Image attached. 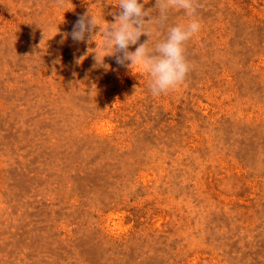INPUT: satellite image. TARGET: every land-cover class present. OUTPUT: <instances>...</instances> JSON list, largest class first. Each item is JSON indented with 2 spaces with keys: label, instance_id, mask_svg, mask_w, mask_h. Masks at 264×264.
Returning <instances> with one entry per match:
<instances>
[{
  "label": "rangeland",
  "instance_id": "1",
  "mask_svg": "<svg viewBox=\"0 0 264 264\" xmlns=\"http://www.w3.org/2000/svg\"><path fill=\"white\" fill-rule=\"evenodd\" d=\"M139 2L150 49L193 18ZM197 3L154 97L98 28L71 38L118 0H0V264H264V0Z\"/></svg>",
  "mask_w": 264,
  "mask_h": 264
},
{
  "label": "clouds",
  "instance_id": "2",
  "mask_svg": "<svg viewBox=\"0 0 264 264\" xmlns=\"http://www.w3.org/2000/svg\"><path fill=\"white\" fill-rule=\"evenodd\" d=\"M57 6L63 7L65 0H56ZM160 15L158 23L167 19L170 8L184 10L186 15L193 17L184 25L173 26L168 30L165 40L157 43L154 49L148 45L151 30L147 25L153 22L149 11L139 0H118L117 13H112L114 22L101 27L100 19L88 12L79 16L70 33L73 41H85L92 37L94 30L99 29L101 42L96 45L99 53L94 59L103 64L105 56L115 57L118 65L126 66L131 71L139 69L150 77V91L156 97L167 94L181 86L191 71V65L185 56L184 45L201 30V23L195 19L197 0H156ZM148 17L149 19H145ZM142 35L148 37L138 43ZM136 46L134 51L130 47ZM100 60H97V55Z\"/></svg>",
  "mask_w": 264,
  "mask_h": 264
}]
</instances>
